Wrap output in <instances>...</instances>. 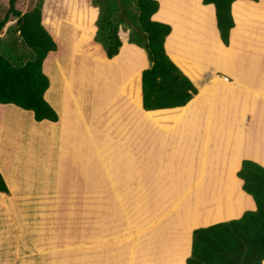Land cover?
<instances>
[{"label": "crops", "instance_id": "obj_1", "mask_svg": "<svg viewBox=\"0 0 264 264\" xmlns=\"http://www.w3.org/2000/svg\"><path fill=\"white\" fill-rule=\"evenodd\" d=\"M158 1L153 19L172 27L166 49L179 61L198 65L196 75L187 74L199 93L185 106L167 108H185L180 118L157 122L143 108L142 92L141 105L128 93V83L150 65L142 47L127 39L108 58L95 31L86 30L85 22L78 24L77 15L68 23L58 15L52 29L43 18L58 44L43 70L50 78L45 98L59 119L37 121L31 111V124H26L7 110L14 104L0 103V171L10 189L9 194L0 191V226L8 197L42 162L46 170L57 163V175L65 179L72 167L86 173L93 159L96 176L109 178L114 192L179 195L170 203L174 211L167 223H162L161 211L157 217L148 213L141 224L144 255L158 259L157 264H188L194 229L256 209L237 173L244 159L264 166V0L233 3L235 26L228 46L213 3ZM250 49L253 57L245 56ZM24 124L35 135L31 142L23 137ZM191 194H219V199L200 211L189 198L183 200L182 195ZM223 211L234 216L222 218ZM2 247L0 228V264H6Z\"/></svg>", "mask_w": 264, "mask_h": 264}, {"label": "trees", "instance_id": "obj_2", "mask_svg": "<svg viewBox=\"0 0 264 264\" xmlns=\"http://www.w3.org/2000/svg\"><path fill=\"white\" fill-rule=\"evenodd\" d=\"M236 0H203L216 7L217 24L222 41L230 44V34L235 26L232 5ZM258 1V0H255ZM17 0H9V8L0 19V33L5 25L16 18L19 39L30 50L31 56L22 66H16L0 51V103L14 104L34 112L37 121H58L56 109L45 98L50 78L43 64L58 44L45 26L53 28L51 12L46 4L43 23L42 3L21 11ZM100 12L95 40L102 44L108 58L120 52L123 40L122 27L129 30L128 41L142 47L150 65L128 83L130 96L157 122L175 120L185 106L199 93V87L189 77L198 73V65L171 56L165 46L172 27L153 19L158 11V0H94ZM97 8L82 6L77 23H86V29L95 31ZM181 63V65H180ZM189 75H188V74ZM141 80V89L140 82ZM162 109V110H161ZM238 176L243 179V189L251 194L256 209L247 210L239 218L198 227L193 231L192 252L188 264H263L264 263V166L254 160L244 159ZM0 191L10 193L9 186L0 171Z\"/></svg>", "mask_w": 264, "mask_h": 264}, {"label": "rangeland", "instance_id": "obj_3", "mask_svg": "<svg viewBox=\"0 0 264 264\" xmlns=\"http://www.w3.org/2000/svg\"><path fill=\"white\" fill-rule=\"evenodd\" d=\"M39 1L17 0L16 5L25 12ZM47 1L42 3L43 18ZM88 4L97 8L93 23L97 26L100 9L94 0H51L48 11L52 15V24L58 15L60 21L64 19L68 23L70 18L79 15L82 6ZM8 8L9 0H0V19ZM16 22L17 19L11 17L0 33V51L13 64L22 66L31 53L19 39ZM120 36L123 41L127 40L129 30L122 27ZM251 51L245 56L253 57ZM6 107L21 115L24 123L31 124V111L16 108V105ZM33 136L25 125L23 137L31 142ZM40 143L38 141L35 145ZM260 149L264 153V145L260 144ZM34 153L38 157L40 152ZM89 163L86 173L72 167L70 177L63 179L57 175L61 173L57 163L46 170L47 165L42 162V168L33 170L28 181L22 179L21 190L14 191L16 195L13 193L7 199L6 219L0 226L5 238V247L2 248L6 264H157L158 259L144 255L146 248L142 242L144 231L141 224L143 220L148 221V213L157 217L161 211L162 223H167L174 211L170 203L179 195L114 192L109 178L96 176L93 159ZM182 198H189L190 204L203 211L215 206L212 201L217 203L219 194H191L182 195ZM233 216L234 213L224 212L222 218Z\"/></svg>", "mask_w": 264, "mask_h": 264}, {"label": "bare ground", "instance_id": "obj_4", "mask_svg": "<svg viewBox=\"0 0 264 264\" xmlns=\"http://www.w3.org/2000/svg\"><path fill=\"white\" fill-rule=\"evenodd\" d=\"M20 116V115H19ZM219 213V212H218Z\"/></svg>", "mask_w": 264, "mask_h": 264}]
</instances>
